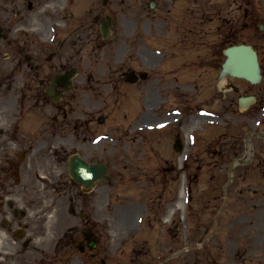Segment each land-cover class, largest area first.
Listing matches in <instances>:
<instances>
[{"label": "rangeland", "instance_id": "374dc122", "mask_svg": "<svg viewBox=\"0 0 264 264\" xmlns=\"http://www.w3.org/2000/svg\"><path fill=\"white\" fill-rule=\"evenodd\" d=\"M148 1L107 0V4L102 6V0H0V24L10 29L7 37L13 42L0 48V75L2 77L15 64L11 80L16 81L13 86L18 85L9 91L3 85L0 98L3 99L4 93L16 101L14 105L8 100L19 126L15 135L23 138L27 131L24 134L27 137V156L30 157L27 195L23 198V191L15 190L13 205L19 212L24 209L27 197V223L36 236L35 246L28 248L31 264H35L36 256H42L36 247L41 251L44 248L46 253L56 250V240L65 238L67 231L72 235L64 241L65 247L58 246L63 254L69 252V257L64 256L63 264H100L101 260L106 264H156L158 246H167L174 251L173 263L170 264H264V190L258 183L264 182L259 175L264 173V146L259 147L258 155L251 158L257 160L256 163L235 164L231 169L228 165L235 160L233 150L229 156L218 157L208 154L209 149L206 148L211 140L214 142L211 149H228L232 141L221 137L222 133L227 135L239 129L237 142L241 143V135L244 137L248 130L264 132V78L258 85L230 79L239 88V93L245 91L257 95L255 104L235 114L230 107L223 111L216 109L223 101H235L237 95L232 91L222 89L223 92L211 94L210 89L203 87L200 93L179 94L177 102L171 104L191 106L193 112L185 118L183 126L188 128L185 124H190L192 130L172 125V122L161 124L160 135L167 144L161 151L152 145L151 125L144 130L138 129L141 136L137 139L123 132L134 115L130 100L134 95L138 97L139 90L136 86L134 89L132 85L116 82V72L109 76L120 63L123 69L138 68L140 38L144 53L151 55L148 62V59H141L143 66L156 61V57H152V47L171 46L177 28L181 27L179 20L175 23L172 18L181 17L185 6L195 12L193 17H198L202 8L217 7L224 21H228V24L223 23L224 29L228 30L232 0H176L174 3L172 0H153L157 7L152 9L148 7ZM255 3L256 12L264 17V0H256ZM171 5L174 9L168 15L166 9ZM238 14L239 20L233 23L231 34L241 41L252 40L254 34L243 27L248 19L244 18L242 9ZM95 15L111 17V33L106 40L100 39L99 25L92 21ZM154 15L159 16L158 23L152 20ZM197 22V18L192 19V26L197 29L193 39L221 37L215 35V21L209 24L204 20L201 27ZM224 29L219 33L224 35ZM158 31L160 34H156ZM162 31H165L164 37H161ZM256 45L261 49L264 75V49L260 44ZM192 48L194 58L196 54L193 53L199 47L193 45ZM18 49H21L22 56L20 67L16 66L18 57L13 58ZM8 51L12 54L4 60ZM53 51L57 55L45 62L42 73L74 65L79 73L73 87L59 102L43 99L33 104V94L27 92V88L20 90L24 73L28 70L23 55L43 58ZM214 60L217 71L223 56L217 54ZM198 65L203 64L196 63L192 69ZM83 71L94 76L84 78ZM207 73L209 76L204 80L211 86L215 70ZM161 76L172 78L168 71ZM21 92L25 96L24 113L19 117ZM147 92L152 96L151 91ZM157 95L162 97L157 106L147 108V119L151 122L165 119L157 107L163 108L168 99L164 102L165 95L154 92L152 103H155ZM197 103H204L203 110L192 107ZM9 115L0 116V120L7 119ZM98 115L105 116L101 124L96 121ZM54 116L57 117L56 123L52 121ZM21 123L25 127L21 128ZM188 133L191 135L190 143ZM173 135L184 138L187 147L184 153L178 154L170 149L168 144L175 138ZM84 137L90 140L84 141ZM248 137L257 146V140ZM223 143H228V146ZM7 145L14 148L13 143ZM75 152H80L87 160L92 158L107 163L110 179L98 181L90 192L83 193L71 183L67 173V159ZM183 182L184 207L177 208L171 215L172 219L166 221V214L180 199ZM171 220L174 224H170ZM84 228L96 230L98 248L94 259L85 255L86 252L84 255L78 253L72 246L74 242L71 241L80 239ZM39 238L51 243L41 244L37 242Z\"/></svg>", "mask_w": 264, "mask_h": 264}, {"label": "flooded vegetation", "instance_id": "af4514ba", "mask_svg": "<svg viewBox=\"0 0 264 264\" xmlns=\"http://www.w3.org/2000/svg\"><path fill=\"white\" fill-rule=\"evenodd\" d=\"M23 160H24V165L27 166V156H23L22 158L13 159V157L6 155L4 156L2 160H0V190L8 186V183L6 181L1 180L2 178L1 174H5V177L17 174L20 168V164ZM5 165L7 166V170H4ZM25 170L27 174V169ZM24 188L25 190H27V181L25 183ZM1 197H2V193H0V213L2 211H7L6 210L7 206L10 207L11 209L10 211H7L9 215H5L8 218V221L6 222V228L11 229L13 225H16L17 227L22 228L23 233H24L25 242H24V247L22 248V250L14 251L11 255H8L5 257L3 256L4 262L0 261V264H30L28 261V257H27V251H28L27 244L29 243V241L27 240V226H28L27 225V197L25 199V210L23 214L17 213L15 208L13 207V204L11 203H6V206L4 207L1 201ZM16 217H20L22 221L18 219V223H17V220L16 221L14 220ZM7 248L9 249L10 246L7 245ZM5 252H8V251L5 250ZM53 264H56V263H53Z\"/></svg>", "mask_w": 264, "mask_h": 264}, {"label": "water", "instance_id": "95a60500", "mask_svg": "<svg viewBox=\"0 0 264 264\" xmlns=\"http://www.w3.org/2000/svg\"><path fill=\"white\" fill-rule=\"evenodd\" d=\"M224 53L226 55V60L222 65L223 73L236 75L245 78L253 83L259 81L260 75L259 67L256 60V54L250 46H230L224 50ZM77 163L79 165L78 170L86 169L87 171H91V173L87 174L86 177L97 176L100 172L99 169L95 170L94 167L85 168L80 162Z\"/></svg>", "mask_w": 264, "mask_h": 264}, {"label": "bare ground", "instance_id": "6f19581e", "mask_svg": "<svg viewBox=\"0 0 264 264\" xmlns=\"http://www.w3.org/2000/svg\"><path fill=\"white\" fill-rule=\"evenodd\" d=\"M182 201H183V190L182 188L180 189V199L179 201L177 202V204L173 207L170 208L169 212L167 213V215H170L171 213H173V211L177 208H179L180 206H182Z\"/></svg>", "mask_w": 264, "mask_h": 264}]
</instances>
